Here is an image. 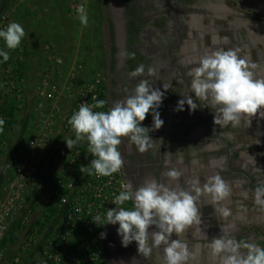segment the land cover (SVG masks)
<instances>
[{
    "label": "flooded vegetation",
    "instance_id": "flooded-vegetation-1",
    "mask_svg": "<svg viewBox=\"0 0 264 264\" xmlns=\"http://www.w3.org/2000/svg\"><path fill=\"white\" fill-rule=\"evenodd\" d=\"M101 2L107 39L102 75L107 110L131 94L142 79L164 92L157 109L164 124L149 132L153 147L140 153L128 138H122L119 150L125 161L121 169L125 184L131 183L136 189L154 178L187 188L185 182L194 177L203 182L205 177L219 174L232 187L224 204L233 214L226 221L234 231L242 228L230 237L258 227L243 225L255 219L256 210L264 216V210L253 202L251 191L264 183V119L253 118L250 125L242 121L237 127L215 125L216 110L208 101H195L194 94H189V72L206 52L240 47L241 55H247L257 65L256 77L264 78V0H106L105 6ZM122 53H135V59ZM141 64L145 73L148 67H154L156 75L129 78L128 73ZM163 85L169 89L165 90ZM189 95L198 104L197 109L192 111L185 104L183 111H176L178 101ZM141 126L153 127L151 113ZM169 168L182 171L179 181H169L163 175ZM245 175L257 176L251 189ZM210 207L207 221L218 224L224 218L214 211L213 205ZM118 228V224H106L103 228L106 238H102V247L107 262L154 264V249L145 258L138 253L135 241L122 246ZM257 239L264 242L251 231L240 240L256 244Z\"/></svg>",
    "mask_w": 264,
    "mask_h": 264
},
{
    "label": "clouds",
    "instance_id": "clouds-1",
    "mask_svg": "<svg viewBox=\"0 0 264 264\" xmlns=\"http://www.w3.org/2000/svg\"><path fill=\"white\" fill-rule=\"evenodd\" d=\"M76 11L80 24L86 27L89 18L85 6L79 5ZM25 36L24 28L17 22H10L6 28L0 29V39L7 49L0 50L3 62L10 59V51L20 47ZM242 51L235 47L206 52L196 61L198 66L189 72L192 77L190 92L194 94L195 101H208L216 110L215 125L237 127L242 121L250 125L253 118L264 119V78L256 77L254 69L257 65L247 55H241ZM121 55L135 59V53ZM145 74L154 76L156 69L148 67L145 73V66L141 64L128 76L135 78ZM163 88L168 90L169 86L163 85ZM163 97L164 92L154 89L147 79H142L131 94L123 101L114 102L107 111H94L105 108L107 104L106 100H97L95 96L92 97L94 103H81L68 120L75 138L64 140L69 150L80 142H87L88 152L94 158L89 165L81 166L80 172L98 178L120 172L125 163L119 150L122 138H128L140 153L152 148L154 141L149 132L164 124L157 111ZM185 104L192 111L198 107L189 95L178 101L176 111H183ZM149 113L153 116V127H142L141 122ZM4 125L5 120L0 119V133H3ZM163 175L169 181H179L183 173L169 168ZM186 183L189 185L187 188L179 183L172 186L150 178L136 189L131 183L124 184L112 200L116 207L108 209L106 214L92 216V220L98 227L118 224L117 233L122 238V246L127 247L135 241L138 253L145 258L151 256L154 248L163 245V264H188L193 253L187 240L180 237L193 225L202 223L199 206L202 198L207 197L214 211L223 218L233 213L223 203L231 196L232 187L219 174L207 176L203 182L194 177ZM251 191L253 202L264 210V183ZM126 202L132 207H124ZM153 226L154 230L150 231ZM222 232L207 245L219 264H264V247L246 240L237 241L225 229ZM173 234L176 239H172ZM100 236L106 238V233L102 232Z\"/></svg>",
    "mask_w": 264,
    "mask_h": 264
},
{
    "label": "built area",
    "instance_id": "built-area-1",
    "mask_svg": "<svg viewBox=\"0 0 264 264\" xmlns=\"http://www.w3.org/2000/svg\"><path fill=\"white\" fill-rule=\"evenodd\" d=\"M78 6V4H75L73 7L75 15H78L76 11ZM5 20L4 16L1 17L0 29H4L8 25ZM3 42L0 39V50H7L2 45ZM9 54H11L13 62L8 67L4 64L3 58L0 57V70L3 69L0 86V119H4L5 122H7V119L1 110L3 102L7 101L14 107L21 106L20 103L23 101L25 89L24 78L19 76L20 68H15L17 65L21 66L24 61L25 51L22 45L16 50L10 51ZM4 67H6V70H4ZM66 88L67 90L70 89V85ZM37 92V96L44 102L58 99L54 88H51L48 82L46 83L44 80ZM93 96L97 100H105V88L102 77L99 75L92 78L84 88L78 90L73 97H70L68 109L63 111L60 116L62 124L57 133L55 132V129H58L56 128L55 116L49 114L40 118V122L43 124L42 132L30 140L27 146V155L15 167L13 178L7 182L4 200L0 201L1 241L7 225L15 219L17 212L20 210H24L20 219V226L22 228L30 227V220L36 202L32 206L24 207L26 188L36 174L40 162L47 156L58 158L61 169L59 176L52 179L53 175L50 172L43 174L47 177L48 183L51 181L50 186H46L49 191L45 195L44 203L46 210L51 208L57 210V212L62 211L63 217L60 226L42 251L40 264H109L104 255L100 236L104 226L98 227L93 222L92 216L98 213L106 214L108 209L116 207L112 200L122 190V185L125 184L122 170L110 177L98 178L95 175L90 177L84 175L80 172V167L89 165L94 158L88 152L87 142H80L69 150L64 141L75 138L68 120L75 111H78L81 103H94ZM94 111H107L106 105L105 108L94 109ZM8 129V126H4L3 133H0V151L8 148L6 138ZM80 179L83 180V185L74 198L69 200V194L76 188ZM124 207L130 208L129 203L126 202ZM32 240V238H29L20 247V252L16 254L12 264H21L22 256L28 251L33 243ZM2 252L1 250L0 261L3 259Z\"/></svg>",
    "mask_w": 264,
    "mask_h": 264
},
{
    "label": "crops",
    "instance_id": "crops-1",
    "mask_svg": "<svg viewBox=\"0 0 264 264\" xmlns=\"http://www.w3.org/2000/svg\"><path fill=\"white\" fill-rule=\"evenodd\" d=\"M71 1L73 0H12L11 2V8L15 9L13 13L14 22L21 24L26 33V36L22 40V48L24 49L27 58L28 56H30V58L25 61L26 77L24 81L26 84L24 98L22 105L15 113V125L11 131V135L14 136L12 137V140H10L9 158L6 160V153L0 157V198L4 197V194L1 191L3 185L13 178L15 167L24 160L27 155V146L30 140L38 134L40 135L42 132L43 124L40 122V118L46 117V115L49 114L55 116L57 122L56 128H58L55 129V132L57 133L62 124L60 116L69 106L67 100L70 99V97H73L78 90L84 88V86L96 76L98 55L96 51L97 43L94 44V41L92 40L91 42L93 45L89 47V51L84 53L82 50V54H79L81 57L79 60L83 63V66L82 70L75 74L76 77L73 75L75 86L73 85L72 87V83H65L64 78L62 80L57 78L56 83L58 84V82H61V87H59L57 93L58 99L54 97V100L44 102L37 96V91L42 81L40 68L44 67V65L41 64L42 60H39V58L44 53L43 45L46 42L44 40L46 38L45 35L49 32H52L55 35L57 32L60 34L61 31L62 35L67 36L68 34L72 39L77 37L76 33L77 30L79 31L80 22L79 19H76L78 17L73 13ZM88 18L89 28L92 30V27L95 26L94 21L96 18L93 17L91 11L88 12ZM90 33L88 32V37L92 36ZM34 64L37 65L38 70H35ZM72 70L75 73L74 66H72ZM69 85L70 89L67 90L66 87ZM29 129H31L32 134L26 139L24 136ZM57 159L56 156L52 158L47 156V158L40 162L36 174L32 177L26 188V194L24 195L26 202L24 207L26 208L28 205L32 206V204L34 205L36 202V207L33 210L30 220V227L22 228L20 226V219L24 210L18 211L12 222L13 233L16 238H12L14 239L12 240L13 242H10L8 238H5L1 242V246L4 248L1 249L5 252V256L10 251H14L12 243L18 244L15 247V257L16 254L20 252V247L23 246L29 238L33 239V243L28 251L22 256L21 264H39L42 251L41 248L44 247V245L46 246L48 240L55 234L56 229L60 226V219L63 217L62 211L57 212L56 217L51 218L50 221L42 227L43 223L46 221L43 217L46 218L47 216L44 200L49 189H47L46 186L49 187L51 183V181L48 183L49 181L46 180L47 177L43 174L50 172L51 175H53L52 179L59 176L61 169L60 163ZM185 184L187 185L186 182ZM82 185L83 180H78L76 188L69 194V200L74 198ZM225 202L226 201L223 203ZM211 205L212 204L207 200V197L201 200L199 206L202 214V223L199 225H193L183 234L182 237H180L181 239L187 240L189 250L193 253L188 264H219L218 258L212 255V252L207 245L214 237L223 234L222 229L227 230L229 236H232L242 229L240 228L239 230L238 228L234 231V227L229 225L226 221L227 218H224L225 220H221L218 224L209 223L207 220L211 215ZM253 216L255 219L249 220L243 225V227L246 228L250 225L258 226L264 233V224H262L264 223V216H261L258 210L253 213ZM176 238L175 234H173L172 239ZM16 239L18 240L16 241ZM257 241V245L264 247L263 241H260V239H257ZM163 248V245H161L160 248H154V264H163Z\"/></svg>",
    "mask_w": 264,
    "mask_h": 264
},
{
    "label": "rangeland",
    "instance_id": "rangeland-1",
    "mask_svg": "<svg viewBox=\"0 0 264 264\" xmlns=\"http://www.w3.org/2000/svg\"><path fill=\"white\" fill-rule=\"evenodd\" d=\"M12 0H1L0 1V19L1 17L3 18L4 16V20L7 21V23L9 24L10 22H14L13 19V13L14 10L13 8H11L12 6ZM75 4L81 5L83 4L86 8L87 13L89 11H91L93 13V17L96 18L95 19V26L91 28H89V24L85 27L83 25L80 24V28L79 31L77 30V37H75V39H72L68 34L66 35H62L61 31L60 34H58V32L55 34H53L52 32L47 33V35H45V44L43 45L44 47V53L40 56L39 60H42V65H44V67L40 68V76L42 77V81L44 80V82H48V84L50 85L51 88H54L55 94L57 95L58 91H59V87H61V82L58 84L56 83L57 78H60L61 80L64 78L65 79V83L68 82L69 84L72 83V87L74 85V80L72 78V76L74 75L76 77V73H78L79 71L82 70V62H80L79 59H81L79 54H82V50L85 53L86 51H89V47L92 44V40L94 41V44L97 43V67H96V75H99L100 77H102L103 75V66L105 65V56H106V47H107V39H106V32H105V26H104V21H103V16H102V12L100 9V0H73L71 1V5L74 7ZM70 6V5H69ZM68 7V5H67ZM76 17H78V15H75ZM78 20V18H76ZM47 22V21H46ZM89 23V22H88ZM68 31V30H67ZM90 34H92L91 37H88V32ZM68 33V32H67ZM22 44V42H21ZM2 45L5 47L4 42L2 43ZM86 48V49H85ZM70 49V50H69ZM21 55V54H20ZM11 54H10V59L7 62H4L5 65H7L6 67H8L10 64H12V59H11ZM30 56H26V54H24V61L22 62V65H17L16 67L20 68V77H23L25 79L26 77V72H25V67H26V63L25 61H27V59H29ZM83 58V57H82ZM84 60V58H83ZM25 63V65H24ZM39 64V65H41ZM35 70H38L37 65H35ZM72 66H74V71L72 70ZM6 67H4V70H6ZM59 67V69H58ZM3 69L0 70V86H1V78L3 77ZM73 72V73H72ZM5 74V72H4ZM73 74V75H72ZM55 75V76H54ZM41 81V82H42ZM26 84V82H25ZM75 86V85H74ZM40 87V85H39ZM3 88V87H2ZM5 88V87H4ZM68 98V96H67ZM69 101L71 99H68ZM67 100V103H69V101ZM21 104V103H20ZM31 129L28 130V132L25 133V138L28 139L31 136ZM14 135H11L10 130L7 132L6 134V138H7V142H8V148L6 150H4V152L2 153V155L0 154V157L5 155V153L7 154L5 156L6 160H8L9 158V151H10V140H12V137ZM24 138V139H25ZM1 162V161H0ZM7 183H5L3 185L2 188V192L3 194L5 193V189H6ZM3 196V195H2ZM5 197V195H4ZM4 197L0 198V201L4 200ZM44 218V217H43ZM61 220V219H60ZM13 222V221H12ZM12 222H9V224L7 225V229L5 234L3 235L1 241H0V251H3V246H1V242L5 239L8 238V240L10 242H13L12 238H16L15 234L13 233V224ZM39 230H40V226L38 224ZM104 228V227H103ZM38 230V231H39ZM103 232V230H102ZM11 238V239H10ZM18 239H16L17 241ZM18 244L16 243H12V247L14 248V251H10L6 256H5V252L3 251V259L2 261H0V264H12L13 260H14V254H15V247ZM47 245V244H46ZM3 248V249H1ZM44 247L41 248V250L43 251ZM41 251V254H42ZM41 254H40V258H41ZM40 264V262H39Z\"/></svg>",
    "mask_w": 264,
    "mask_h": 264
},
{
    "label": "trees",
    "instance_id": "trees-1",
    "mask_svg": "<svg viewBox=\"0 0 264 264\" xmlns=\"http://www.w3.org/2000/svg\"><path fill=\"white\" fill-rule=\"evenodd\" d=\"M101 5L105 6L106 5V0H102ZM0 98H1V95H0ZM21 105H22V102H21ZM19 108H20V106L14 107L12 104H9L7 101H4L3 104H2L1 110H2V113L5 116V118L7 119V122H5L4 126H8V128H9L8 131L10 130V132L14 128V125H15V113H16V111L19 110ZM3 152L4 151H0V154L2 155ZM46 212H47V216H46V218L44 217V219H46V221L43 223L42 227L45 226V224L48 223L51 218H54L57 215V210H54V209H51V208H47Z\"/></svg>",
    "mask_w": 264,
    "mask_h": 264
},
{
    "label": "water",
    "instance_id": "water-1",
    "mask_svg": "<svg viewBox=\"0 0 264 264\" xmlns=\"http://www.w3.org/2000/svg\"><path fill=\"white\" fill-rule=\"evenodd\" d=\"M189 94L191 95V92L189 91ZM231 153V152H230ZM233 161V157H232V154L230 155V162ZM245 177L248 179L249 181V184H248V189H251L253 184L256 183L257 181V176L255 175L253 178L252 177H249L248 175H245ZM251 231H255L256 234L258 235V237L264 239V235L262 234L261 230L258 228V227H252L250 230H248L247 232H245L244 234H241V235H238V236H235L234 238L237 239V241H239L241 238H245L247 237V235L249 234V232ZM105 255V253H104Z\"/></svg>",
    "mask_w": 264,
    "mask_h": 264
}]
</instances>
